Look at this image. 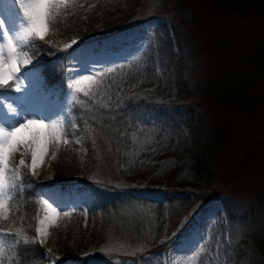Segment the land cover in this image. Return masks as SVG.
I'll return each mask as SVG.
<instances>
[{
    "label": "rangeland",
    "instance_id": "1",
    "mask_svg": "<svg viewBox=\"0 0 264 264\" xmlns=\"http://www.w3.org/2000/svg\"><path fill=\"white\" fill-rule=\"evenodd\" d=\"M173 1L176 0H158L157 4H162V7L166 9ZM219 1L229 4L230 0ZM34 2L35 0H0V19L5 20V29L8 30L7 35L4 36L3 31H0V52L3 53L4 58L15 59L18 63V72L12 82L16 85L15 89L18 87L20 92L18 94L13 88L11 91H14L15 94L13 92L12 94L19 103L27 106V119H42L49 126V132L54 128L60 132V137L58 141L46 140L47 150L34 169L31 167L30 143L18 145L9 158L8 167L6 169L0 167V203L4 205L0 207V256L8 260L4 232L6 236L18 232V225H10L9 222L12 211L16 207L19 209L22 205L24 191H29V195H32L39 205L41 216L35 226L34 235L37 243L45 251L52 250L53 229L62 225L71 229L78 218L80 227L90 225L86 234L98 233L95 224L102 223L103 220L101 213L97 210L95 197L80 187L82 186L80 169L86 158V149L83 147V138L80 136L83 135V130L76 124V118L72 115L74 103L71 100L87 96L94 86L98 85V78L105 71L127 65L138 59L160 21V19L148 20L114 36L92 42L91 47L87 45L83 49L78 45L89 43L90 40L79 42L76 35L80 27L75 28L77 26L69 23L73 19L68 22L69 34L67 35H59L56 31L51 33L47 27L42 41H47L54 47L58 46L59 51L65 52L63 65L66 70L67 89L63 99L60 100L55 93H50L45 87L43 79L39 76L25 49L28 37L25 28L28 22L23 14L26 7ZM233 2L236 6H240L242 0ZM243 3L248 6L241 10L235 8L228 16L229 18L234 15V18L229 20L231 25L238 27L232 33L225 34L224 31L203 29L218 21L220 25L225 22L230 23L224 15L208 17L204 12L201 18L205 23L197 22L202 30L190 32L185 26H181V33L188 37L185 42L194 49L192 66L195 69L191 76L192 80L199 85V88L205 90L217 84L224 94L227 93L225 90H230L232 92L230 94L247 105L246 112L242 114L228 106L230 100L225 103L228 105L222 106L215 103L203 104L197 108L199 113L195 123L200 127L198 129L203 128L206 129L205 131L221 128L223 135L221 147L219 145L211 154L216 161L214 171L206 169L208 183L196 190L195 195H206L215 191L214 195L221 196L233 209L238 208L242 221L248 224L260 223L251 227L231 228V243L244 239L246 233L261 231L264 235V202H256L258 196L264 199V149L258 145L264 144L262 141L264 140V4ZM59 7L65 9V14H62L63 19L77 17L87 9V6L82 3H77V0H62V2L56 0L49 10V16L57 12ZM220 28L222 30V26ZM93 29L95 32H100L102 25L98 23ZM80 30L83 29L80 28ZM85 76L89 79H84ZM206 93H201L198 100L201 102L202 98L205 100ZM10 96L8 94L0 98ZM10 108L5 109L10 111ZM1 113L0 107L2 116ZM203 119L208 121L207 128L204 124L199 125L200 120ZM192 125L195 128L193 123ZM0 127L3 126L0 124ZM3 128L4 131H8L5 127ZM27 130L29 134L22 135L23 137L19 135L18 139L29 141L35 129ZM22 159L25 161L24 165L20 164ZM59 167L65 171L68 183L61 181L58 175ZM25 172L31 178L34 189L20 185V176ZM112 195L110 207L116 210V217L121 222L122 227L119 229L121 236L114 237L116 240L112 238L106 244L97 243L94 236L86 238L85 235L75 242V246L73 241H69L65 247V252L68 253L66 257L69 258L63 262L64 264H81L80 260H77L78 256L89 255L94 251L102 252L111 264H195L197 253L204 243L212 244L214 250L218 249L219 237L215 231L218 225L227 226L231 220L230 213L226 216V210L219 199H213L204 204L198 197L189 198L178 195L176 198L184 200L185 207L181 209L182 214L175 220L174 230H177V233L173 237L175 240L173 238L171 240L173 244L166 255L157 253L140 259L139 255L147 248L146 241L143 238L134 241L130 236L129 239L125 235L126 233L130 235L133 224H138L137 229L141 233L144 229L148 230V226L155 228L157 215L154 212L156 210L152 205L141 203L140 200L161 203L163 206L161 213L165 214L164 207L167 206L164 197L162 194L140 191L130 195L120 191ZM127 196L137 202L132 203ZM205 208H208L210 215L217 210V219L213 217L211 222L204 213H201V216L196 214L198 210L203 211ZM192 210L194 213L188 218ZM112 216L114 218L115 214ZM195 218H199L200 221L196 222ZM169 224L171 223L167 226ZM261 224L262 228L259 227ZM37 227L41 228L40 234L36 232ZM172 233L173 231L169 234ZM167 235H161L156 243L163 242ZM224 238H227L230 244L227 233ZM63 250L58 252L57 258H62ZM133 256L137 257L127 258L121 262V257ZM218 257L217 250L212 256V262ZM46 258V256L43 257L44 260ZM259 259L260 261L251 264H264V259ZM89 261L87 264H95L93 260Z\"/></svg>",
    "mask_w": 264,
    "mask_h": 264
},
{
    "label": "trees",
    "instance_id": "2",
    "mask_svg": "<svg viewBox=\"0 0 264 264\" xmlns=\"http://www.w3.org/2000/svg\"><path fill=\"white\" fill-rule=\"evenodd\" d=\"M233 1L235 0L224 4L219 0H176L164 9L162 4H157L158 0H77V3L87 6L83 14L63 19L65 9L59 7L57 12L48 17L49 31H56L59 35L69 34L67 25L73 19L69 23L77 26L75 28L83 29L79 28L76 35L80 42L113 36L148 20L160 21L138 59L105 71L99 76L98 85L87 96L71 100L74 103L72 115L83 130V135L80 136L86 149V158L80 169V187L95 197L97 210L103 220L102 223L95 224L98 233L86 234L90 225L80 227L78 218L71 229L65 225L53 229L52 250L45 251L34 235L41 216L39 205L29 195V191H24L22 205L19 204V209L16 207L12 211L9 222L10 225H18V232L11 233L10 236H6L4 232L9 260L0 256V264H60L69 258L65 252L69 241H73L75 246V242L84 235L86 238L94 236L97 243L106 244L112 238L116 240L114 237L121 236L119 229L122 226L116 217V210L110 204L112 193L120 191L129 195L135 191L162 194L167 206L164 207L163 214L161 203L140 200L141 203L152 205L156 210L154 214L157 215L155 228L148 226V230L144 229L141 233L137 229L138 224H133L130 235H125L134 241L140 238L146 241L147 248L139 255L140 259L157 253L166 255L173 244L171 240L177 233L174 230L175 220L185 207L184 200L176 198L178 195L198 197L203 203L219 199L226 210V216L228 213L231 216L227 226L218 225L215 231L219 237V257L212 262V256L217 250H214L212 244L204 243L197 253L195 264H251L260 261L259 258L264 259V235L261 231L246 233L245 238L237 242L231 243L230 239L231 228L251 227L260 223L248 224L242 221L238 208L233 209L221 196L214 195L215 191L195 195L196 190L208 183L206 169L214 171L216 161L211 154L222 143L223 136L221 128L208 131L198 129L200 127L195 124L199 113L197 108L210 103L221 106L229 104L228 106L243 114L247 105L230 94V90H225L227 93L224 94L217 84L206 89V93L204 88H199L192 80L195 69L192 66L194 49L185 42L188 37L181 33V26H185L190 32L202 30L197 23H205L201 18L202 12L208 17L224 15L228 18L235 8L241 10L248 6L243 2L264 4V0H242L240 6H236ZM230 18H234V15L228 18V22ZM218 22L203 29L224 31L225 34L238 29L231 22L222 25ZM98 23L102 25V29L95 32L93 27ZM25 49L45 87L50 93H55L58 99H63L67 89L63 65L65 52L34 35L27 37ZM12 86V81L7 85H0V93L12 92ZM201 93H206V99L202 98V102L198 100ZM227 100L230 102L225 104ZM207 122L200 120L199 125L204 124L207 128ZM258 145L264 149L263 143ZM58 175L63 183H68L62 167H59ZM20 185L34 189L27 172L20 176ZM127 199L132 203L137 202L130 196ZM256 202H264V199L258 196ZM193 213L192 210L188 218ZM168 223L171 224L167 226ZM259 227L262 228V224ZM225 233L230 244L224 238ZM166 234L167 238L163 242L156 243L161 235ZM62 249V258H57ZM44 256L47 257L45 260ZM136 257H121V262ZM78 258L81 264H87L89 260H93L95 264H111L99 251L89 255L80 254Z\"/></svg>",
    "mask_w": 264,
    "mask_h": 264
},
{
    "label": "snow or ice",
    "instance_id": "3",
    "mask_svg": "<svg viewBox=\"0 0 264 264\" xmlns=\"http://www.w3.org/2000/svg\"><path fill=\"white\" fill-rule=\"evenodd\" d=\"M56 0H35L34 3L29 4L24 11V18L27 19V27L25 33L27 36H36L39 39H44V33L48 26L49 10ZM62 2V0H61ZM0 31H3V36L7 35L8 30L5 29V20L0 19ZM18 72V63L15 59L4 58L3 53L0 52V85H7ZM84 79H89L85 76ZM17 93L20 89H15ZM0 103H4V107L14 106L13 104H5L3 100ZM16 108V107H15ZM35 129L31 135L29 141L18 139L21 133H24L27 129ZM60 132L54 128L49 132V126L44 123L42 119H27L20 123L18 126H13L11 130L4 131L3 127H0V167L7 168L9 164V158L11 154L16 150L17 146L21 143H30L31 146V167L34 169L37 166L38 160L42 159L47 150L46 140L52 139L58 141ZM67 143V140H65ZM25 161H20L21 165H24ZM4 205L0 203V207ZM54 211V209H53ZM37 234H40L41 228L37 227Z\"/></svg>",
    "mask_w": 264,
    "mask_h": 264
},
{
    "label": "bare ground",
    "instance_id": "4",
    "mask_svg": "<svg viewBox=\"0 0 264 264\" xmlns=\"http://www.w3.org/2000/svg\"><path fill=\"white\" fill-rule=\"evenodd\" d=\"M1 100H3L5 102V104L11 103L14 105V106H11V108L9 107L11 110V112H9L5 109L4 103H0V107L2 109V113H1L2 116L0 115V124L3 127H5V129H7L9 131L12 129L13 126H18L20 123H22L24 120L27 119L28 116H26V113H27L26 106L20 105V104L16 103L15 101H10L8 99H1ZM28 134H29V131L27 130L24 133H21L20 135H21V137H23L22 135H28ZM39 162H41V161H39Z\"/></svg>",
    "mask_w": 264,
    "mask_h": 264
}]
</instances>
